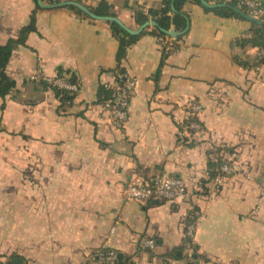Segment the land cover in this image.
<instances>
[{
    "label": "crops",
    "instance_id": "1",
    "mask_svg": "<svg viewBox=\"0 0 264 264\" xmlns=\"http://www.w3.org/2000/svg\"><path fill=\"white\" fill-rule=\"evenodd\" d=\"M104 1L136 29L135 6L162 0ZM205 7L184 6L189 28L165 59L158 37L148 33L121 61L107 21L69 7L36 11V31L7 65L16 89L0 97L3 264L16 256L22 264H103L92 258L100 249L117 252L114 264H183L184 224L194 209L192 263L264 264V65L258 71L234 59L254 64L264 48L238 42L251 21ZM35 9L33 0H0V44L15 38ZM119 64L136 80L122 128L97 102L99 86L115 83ZM59 69L79 81L65 108L51 89L31 81L56 77ZM188 100L203 107L202 129L182 140L174 115H184L180 105ZM219 149L235 171L214 189L203 180ZM135 173L181 177L188 192L175 201L129 199L123 190Z\"/></svg>",
    "mask_w": 264,
    "mask_h": 264
},
{
    "label": "trees",
    "instance_id": "2",
    "mask_svg": "<svg viewBox=\"0 0 264 264\" xmlns=\"http://www.w3.org/2000/svg\"><path fill=\"white\" fill-rule=\"evenodd\" d=\"M33 1L36 4V9L32 12L29 23L20 29L18 35L15 38H10L6 44H0V97H2L3 99H5L7 95L14 92L16 89V81L7 73V65L13 54V50L17 45H25L28 35L31 32L36 31L37 28L36 11L41 7L38 4L37 0ZM43 1L47 4H52L60 2L61 0ZM75 1L86 5L84 0ZM204 1L210 4H215V6L212 8L205 7L206 10L212 11L221 16L238 17L244 19V16L240 13L239 10L247 12L246 6H242L240 8L238 7L239 0H162L158 6L148 7L147 12L143 9L142 4H137L134 8V19L137 26H141L149 20L154 21L155 25L152 29H145L140 34H130L127 26H124L117 21H107L110 25L113 35L119 40V50L117 55L118 60L121 61L125 57L127 49L144 34L149 33L156 37H165L168 35V31L171 29L182 32L189 28L190 17L189 14L184 10V6L190 2L203 5ZM87 6L91 9L92 12L99 16L117 17V13L114 11L112 4H109L107 1L102 0L96 6ZM69 9L79 15L89 18L88 15L84 14L75 6H69ZM252 25L253 27L249 33L250 36L244 37L238 41L240 43V46L246 47L248 45H252L264 48V25L262 27L256 22H252ZM186 33L187 31L175 38L172 50L179 47V42L182 41ZM166 57L167 54L164 53L163 58L165 59ZM234 59L238 64L248 68H251L255 65H264V52L254 64H250L249 61L243 60L237 55L234 56ZM125 72L127 71L120 64L114 70H112V73L115 76V83L101 84L99 86L97 99V102L99 104L104 105L106 100L114 99L116 86L120 87L125 82V78L122 76ZM158 74L159 71L157 73V76ZM57 79L71 84L78 85L79 83L76 73L69 72L64 69H59L56 77L48 78L40 75L32 78L31 81L35 82V84L41 89H51L60 100V108H65L74 102L77 93L75 91H71L58 86L55 82ZM4 105L5 103L2 107H4ZM193 118L196 120L195 117ZM190 133H193V131H191ZM219 151L220 149L215 153L216 155H214V157L210 158L207 170L208 178L204 179L203 183L209 182L215 176L222 173L220 170L221 166L228 160L222 157V155H218ZM188 221H190V218H188ZM196 256L197 254L194 253L193 258H195ZM192 264H194V262Z\"/></svg>",
    "mask_w": 264,
    "mask_h": 264
},
{
    "label": "built area",
    "instance_id": "3",
    "mask_svg": "<svg viewBox=\"0 0 264 264\" xmlns=\"http://www.w3.org/2000/svg\"><path fill=\"white\" fill-rule=\"evenodd\" d=\"M242 6L247 7L246 13L264 22V4L260 0H239L238 7L240 8ZM143 9L146 12L148 11L146 5H143ZM153 26H150L148 29H152ZM157 39L165 54H168L173 49L174 37L167 35L165 37H158ZM254 68L260 71L261 65H255ZM122 76L125 78L124 84L120 87L116 86L114 99H108L104 104L110 113L111 123L117 128H122L125 125L128 118L129 102L135 92L136 86V80L128 72L123 73ZM55 82L58 86L68 90H77L76 84L67 83L59 79ZM180 108L184 111V115L181 117L178 114L174 115V120L179 128L180 138L182 140L186 137L196 139L202 129V125L198 119V115L203 111L202 105L194 100H188L181 104ZM191 131L193 133H190ZM220 170L222 173L210 180L211 187L214 189H218L225 181L226 176L235 171L233 164L229 161L224 162ZM187 192V184L183 178L160 173H156L148 178L135 173L123 190L125 197L140 202L148 200L175 201L184 198ZM188 218H190V221L187 219L184 224L185 243L182 256L183 264H192L191 259L195 250V228L199 219V212L194 209ZM143 242L151 248L155 246L153 239H147ZM92 258L103 264H114L118 260V255L113 249H100L92 255ZM0 264H3L2 261H0Z\"/></svg>",
    "mask_w": 264,
    "mask_h": 264
},
{
    "label": "water",
    "instance_id": "4",
    "mask_svg": "<svg viewBox=\"0 0 264 264\" xmlns=\"http://www.w3.org/2000/svg\"><path fill=\"white\" fill-rule=\"evenodd\" d=\"M37 1H38V4L40 5V7H42V8H55V7L75 6L79 10H81L84 14L88 15L92 19L105 20V21H117L118 23L126 26L118 17H115V16H99V15L95 14L94 12H92L91 9L87 5H85L83 3H80V2H77L75 0H65V1H60V2L52 3V4H47L43 0H37ZM203 5L206 6V7H209V8H212V7L215 6V4H210V3L206 2V1L203 2ZM239 11L244 16L245 19H247V20H249L251 22H256L257 24H259L260 26L263 27V25H264L263 21L260 20L259 18L251 16L250 14L246 13L245 11H242V10H239ZM152 25H155V22L149 20V21L145 22L143 25H141L138 28H136V29H132V28H129V27H127V29H128L130 34H140L143 30L148 29ZM187 29L182 31V32L177 31L175 29H171V30L168 31V35L176 38V37L182 35L183 33H185L187 31ZM11 262H12V264H22V258H20L18 256L13 257L11 259Z\"/></svg>",
    "mask_w": 264,
    "mask_h": 264
}]
</instances>
